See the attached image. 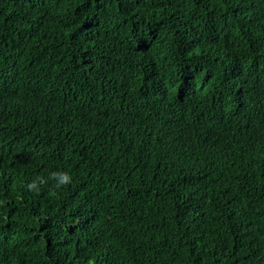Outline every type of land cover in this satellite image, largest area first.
<instances>
[{"label": "trees", "instance_id": "1", "mask_svg": "<svg viewBox=\"0 0 264 264\" xmlns=\"http://www.w3.org/2000/svg\"><path fill=\"white\" fill-rule=\"evenodd\" d=\"M0 201V264H264V0H0Z\"/></svg>", "mask_w": 264, "mask_h": 264}, {"label": "clouds", "instance_id": "2", "mask_svg": "<svg viewBox=\"0 0 264 264\" xmlns=\"http://www.w3.org/2000/svg\"><path fill=\"white\" fill-rule=\"evenodd\" d=\"M51 178L55 181V187L61 188L69 185L72 182V175L68 171L57 170L51 174ZM44 183L42 179L37 177L31 182L27 183L26 187L29 191H39V185ZM2 203V201H0Z\"/></svg>", "mask_w": 264, "mask_h": 264}]
</instances>
